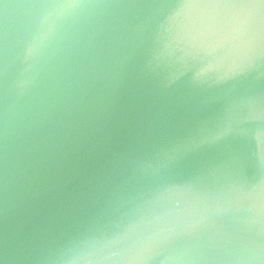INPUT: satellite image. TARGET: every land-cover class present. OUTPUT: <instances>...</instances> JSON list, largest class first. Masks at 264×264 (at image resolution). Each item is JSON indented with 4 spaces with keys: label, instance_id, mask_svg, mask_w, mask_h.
Returning <instances> with one entry per match:
<instances>
[{
    "label": "water",
    "instance_id": "obj_1",
    "mask_svg": "<svg viewBox=\"0 0 264 264\" xmlns=\"http://www.w3.org/2000/svg\"><path fill=\"white\" fill-rule=\"evenodd\" d=\"M205 2L0 0V264H264V0Z\"/></svg>",
    "mask_w": 264,
    "mask_h": 264
},
{
    "label": "snow or ice",
    "instance_id": "obj_2",
    "mask_svg": "<svg viewBox=\"0 0 264 264\" xmlns=\"http://www.w3.org/2000/svg\"><path fill=\"white\" fill-rule=\"evenodd\" d=\"M204 6L210 8L242 10L251 7L252 5L246 3L245 0H206ZM227 18H231L232 20L239 23H247V18L244 15L243 11H236ZM205 23L208 25H212L215 23V21L209 18L205 21Z\"/></svg>",
    "mask_w": 264,
    "mask_h": 264
}]
</instances>
